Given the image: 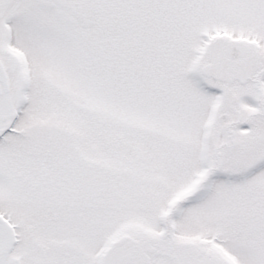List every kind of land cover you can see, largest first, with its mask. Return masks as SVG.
Returning <instances> with one entry per match:
<instances>
[{
  "label": "snow or ice",
  "instance_id": "obj_1",
  "mask_svg": "<svg viewBox=\"0 0 264 264\" xmlns=\"http://www.w3.org/2000/svg\"><path fill=\"white\" fill-rule=\"evenodd\" d=\"M0 264H264V0H0Z\"/></svg>",
  "mask_w": 264,
  "mask_h": 264
}]
</instances>
